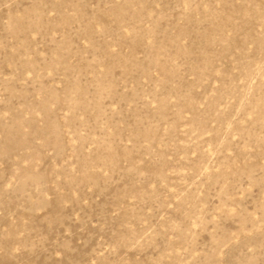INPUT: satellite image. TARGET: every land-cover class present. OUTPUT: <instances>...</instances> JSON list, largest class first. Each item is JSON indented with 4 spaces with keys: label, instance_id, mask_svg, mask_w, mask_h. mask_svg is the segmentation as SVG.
Masks as SVG:
<instances>
[{
    "label": "rangeland",
    "instance_id": "1",
    "mask_svg": "<svg viewBox=\"0 0 264 264\" xmlns=\"http://www.w3.org/2000/svg\"><path fill=\"white\" fill-rule=\"evenodd\" d=\"M0 264H264V0H0Z\"/></svg>",
    "mask_w": 264,
    "mask_h": 264
}]
</instances>
